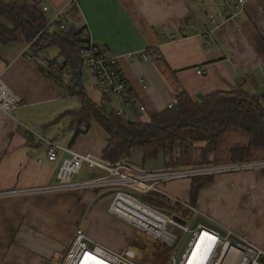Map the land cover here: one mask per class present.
Here are the masks:
<instances>
[{"label": "crops", "instance_id": "1", "mask_svg": "<svg viewBox=\"0 0 264 264\" xmlns=\"http://www.w3.org/2000/svg\"><path fill=\"white\" fill-rule=\"evenodd\" d=\"M65 1L42 0L52 14ZM74 2V24L79 21L81 27H86L84 36L116 58L119 70L148 116L166 109L172 90L184 91L198 101L199 95L241 89L255 96L264 109V14L254 2H246L241 18L224 14L215 18V24L210 15L222 11L226 0ZM24 46L21 40L0 43V78L21 100L8 111L0 109V190L56 183L58 162L47 159L46 143L31 144L22 126L39 134L36 122L42 121L35 118L39 107L52 114V102H56L57 114L66 105L58 99L66 94L47 74L52 61L40 60L44 49L33 55L28 52L27 58L22 53ZM142 54H147L148 59H143ZM143 112L136 108L138 116ZM92 126L99 135L90 138V146L84 134ZM91 127L76 137L77 142L84 139L88 146L76 151L102 158L108 134L96 121ZM129 160L153 170L167 167L163 152L156 158L144 159L142 152L134 150ZM97 172L103 174L93 171ZM175 182L169 191L177 193L182 188L181 197L185 191L190 192L189 180ZM208 185L199 190L195 201L197 207L207 209L208 215L202 212L203 215L213 221L216 209L222 219H217L219 224L213 221L215 226H225V230L264 248V172L217 176ZM56 192L0 199V264H51L56 251L66 250L83 213L94 210L93 198L87 190ZM175 193L170 192L176 197Z\"/></svg>", "mask_w": 264, "mask_h": 264}, {"label": "built area", "instance_id": "2", "mask_svg": "<svg viewBox=\"0 0 264 264\" xmlns=\"http://www.w3.org/2000/svg\"><path fill=\"white\" fill-rule=\"evenodd\" d=\"M75 0H66L58 8L51 20L46 22L42 30L56 25L58 29L69 31L71 25L72 8H76ZM247 1L254 2L259 11L264 14V0H226L225 8L210 15V21L215 24V18L224 14L231 17H242V12ZM46 11L47 7L43 6ZM174 36V35H173ZM33 40L25 43L23 54L29 58L28 52L32 51ZM40 51V50H39ZM38 52V51H37ZM82 68L86 67L94 79V85L102 95L114 98L118 102L113 110L119 116H127L124 108L133 109L134 112H143L145 107L137 96L130 90L128 84L118 68L116 58L106 52L100 44L86 38L79 44L78 50ZM143 59H148L147 54H142ZM82 71V70H81ZM49 78L60 86L64 94H70V86L76 78L74 73L63 64H50ZM63 73L66 80H63ZM197 73H201L198 70ZM180 91L172 90L171 97L166 105L168 109H177ZM20 98L0 78V109L8 111L20 104ZM25 129L27 137L36 144L46 143V157L49 161L58 162L56 171V183L43 187L28 189L12 188L0 190V199L21 195L37 194L42 192L73 191L92 187H104L113 191L112 200L107 211L126 222L133 228L140 230L154 239L158 244L171 249L167 264H198L205 258L203 264H264L260 258L264 256V249L260 248L241 237H235L230 231H220L206 222L196 221L204 216L199 209L188 206L190 216L188 219L173 214L167 207H161L143 197H151L160 200L167 205L179 204V199L161 189V185L167 182L200 176H214L221 173L238 172L264 168V161L249 162H221L207 165L167 166L160 169H148L135 165L127 159L115 163H109L103 158H97L90 154L77 152L71 147L59 146L51 140ZM81 132L87 131L86 126L80 127ZM59 151L62 153L60 159ZM179 149L176 155L179 157ZM40 162L41 159H38ZM91 169L103 171L102 175H95L89 180L75 181L74 177L80 173L83 165ZM175 216L184 220L181 223ZM195 224V225H194ZM235 238V243L231 240ZM210 251L205 257V250ZM182 250V251H181ZM180 253V255H179ZM179 255V256H178ZM61 262L56 264H136L131 259L114 252L104 246L93 242L80 227L76 228L69 246L62 255ZM234 256L236 257L234 259ZM232 262V263H231Z\"/></svg>", "mask_w": 264, "mask_h": 264}, {"label": "trees", "instance_id": "3", "mask_svg": "<svg viewBox=\"0 0 264 264\" xmlns=\"http://www.w3.org/2000/svg\"><path fill=\"white\" fill-rule=\"evenodd\" d=\"M43 6L42 0H0V43L21 40L25 44L33 40L31 55L47 46L59 47L62 64L76 78L70 91L76 87L80 101V106L69 112L70 128L75 130L76 138L86 132H81L82 125L88 130L96 121L108 134L107 145L102 151L104 160L109 163L122 159L130 161L134 150H139L144 159L156 158L163 152L165 166L264 161V109L255 96L241 89L214 92L198 101H193L184 91H180L177 109L166 108L149 116L146 121L130 118L133 123L128 121L129 118L117 115L113 109L111 112L107 110L103 100L110 97L101 94L100 102L90 99L82 87V65L78 54L80 42L87 38L84 36L86 27L76 29L72 24L69 31L58 29L57 32L48 33L44 29L37 35L46 24L45 13L48 10L44 11ZM72 9L71 20H74L77 10ZM56 63L54 60L50 64ZM50 64L46 68L48 76ZM236 131L245 137L246 142H236L220 153V146L228 134ZM30 143L36 145L33 141ZM178 149L179 157L176 155ZM195 149L199 151L197 159L191 154V150ZM261 171L264 172V168ZM97 173L94 175L99 176ZM210 179V176L192 179L189 189L192 201H196L199 190ZM148 201L170 208L151 197H148ZM157 246L160 250L164 247L160 244ZM45 264L50 262L46 261Z\"/></svg>", "mask_w": 264, "mask_h": 264}, {"label": "rangeland", "instance_id": "4", "mask_svg": "<svg viewBox=\"0 0 264 264\" xmlns=\"http://www.w3.org/2000/svg\"><path fill=\"white\" fill-rule=\"evenodd\" d=\"M209 11H213V10L210 9ZM45 14H46L45 15L46 22L51 20V18L54 15V13L52 14V12H48ZM75 28L76 29L81 28V24L79 23V21H76ZM46 30L48 33H52V31L57 32L58 27L56 25H52ZM59 53H60V49L57 45L47 46L44 48V51L41 53L40 60L42 59H45L46 61L55 60L58 64H62V56ZM63 80L64 81L66 80L65 73H63ZM81 83L85 93L88 95L90 99H92L95 102H100L102 100V95L99 92V90H97V88L95 87L94 79L91 77L86 67H83L82 69ZM77 92L78 89L75 87L72 90V94H66V96H62L61 98L58 99L59 100L58 102H66V105L64 106V110H61L59 113L56 114V111H58V109L56 110L54 108L59 107V105L56 102H52V114H50L51 110H44V108L39 107L41 108V110L39 112H36L35 118L42 121L40 124L36 122V124L38 125L36 129H38L37 132L39 133V135L46 137V139H49L60 146L71 147L74 150L81 151V149L86 148L88 145L91 146L93 144L91 139L97 137L99 135V132L95 126H92L91 129L87 132V134H84L85 135L84 138L88 142L87 145L84 139L83 140L79 139L80 141L77 142V138H75V130L69 128L70 125L68 119L70 117V114L67 112H72L80 106V101L77 98L78 97ZM103 101L109 112H111L112 109L117 108L118 106V102L114 98L110 97L109 100H103ZM124 111L127 114V116H131L132 119L146 121L149 118V116L145 112H143L141 115L138 116L133 109L124 108ZM57 119L59 120L53 123ZM49 122L52 123L50 125H47L46 127V124ZM236 142H239L241 144L246 142L245 137H243V135L237 131L228 134V138L226 139V141H224L221 144L219 152L224 153L228 148H230V146H232ZM191 154L194 156V158L197 159L199 151L196 149L191 150ZM59 156L61 159L62 158L61 151H59ZM184 166L186 165L181 164V167ZM94 170H98V169H94V168L91 169L87 165H85L83 167L81 174L76 175L74 177V180L75 181L89 180L93 176H95L93 173ZM257 170L261 171V169H257V168L253 169V171H257ZM249 171L252 170H244V171H238L232 173H221L214 176H210L211 179L206 185H208L209 183L211 184L215 180V177L217 176H233V174H243ZM182 179L189 180L190 181L189 184L191 185L193 178H182ZM182 179H176L167 182L165 184H162L160 187L163 191L169 194L170 192L175 193L174 190L169 191L170 184L176 183L175 181H181ZM179 189L180 190H178V192L175 193V195H177L176 196L177 198L181 197L183 193V190H181L182 188ZM86 190L91 192V198H93V202L91 206L92 208H94V210L90 211L89 213V211L87 212L86 209V212L83 213L84 216L81 217L80 219L79 226L83 228L86 235L93 242L100 244L105 248L110 249L114 252L120 253L121 255H124L125 257L134 261L136 264H167L168 255L171 252V249L169 247L164 246L163 249L160 250L159 248H157L158 243L154 239L149 237L144 232L133 228L126 222L118 219L117 217L107 212L106 209L112 200L113 191H110L104 187L85 188V189H81L80 191H86ZM52 193L56 194L57 192L50 191V192L37 193L35 194V197L44 196V194L47 195ZM190 193L191 191L189 193L185 191V196L178 198L180 201L179 204L170 205L169 210H171L173 214H178L188 219L190 216V209L188 208V206H192L197 209L199 208V205L197 207L195 200L194 201L191 200ZM143 198L144 199L146 198L148 201V197L144 196ZM199 209L201 213L203 212L206 215H208L206 213L208 212L206 208H202V209L199 208ZM212 214H214V218L211 217L210 218L213 221H215L217 224H219L220 222H218L217 219H222V216H218L219 213L216 211V209H214ZM223 227L224 228L220 227V229H222L223 231H227L225 230L227 228H225V226ZM236 235L234 234L235 237H241ZM52 246H54V243H52ZM64 250H62V252L56 251L54 253L53 257L55 258L54 260H56V263L61 262ZM56 263H51V264H56Z\"/></svg>", "mask_w": 264, "mask_h": 264}, {"label": "water", "instance_id": "5", "mask_svg": "<svg viewBox=\"0 0 264 264\" xmlns=\"http://www.w3.org/2000/svg\"><path fill=\"white\" fill-rule=\"evenodd\" d=\"M198 98H199V99H202V98H203V95H199ZM128 121H129L130 123H133V122H134L133 120H130V119H128ZM175 219H177V220L180 221L181 223H184V220H181V219L178 218L177 216H175ZM196 221L206 222V223H208V224H211L213 227L217 228L218 230L224 232V231H223L222 229H220L218 226H215L213 223H210V222L206 221V220L203 219L202 217H198ZM194 225H195V224H194ZM231 242H232V244L235 243V238H232ZM181 251H182V250H181ZM179 255H180V253H179ZM179 255H178V256H179ZM260 261H261L262 263H264V256H262V257L260 258Z\"/></svg>", "mask_w": 264, "mask_h": 264}, {"label": "bare ground", "instance_id": "6", "mask_svg": "<svg viewBox=\"0 0 264 264\" xmlns=\"http://www.w3.org/2000/svg\"><path fill=\"white\" fill-rule=\"evenodd\" d=\"M209 251H210V247H209L207 250H205V252H204L205 257L207 256V254L209 253ZM235 258H236V257L234 256V259H235ZM204 260H205V258H203V259H202V262H200V263H198V264H203V263H204ZM227 260H228V257H227V259L225 260V264H226ZM231 263H232V262H231ZM85 264H89V263H85Z\"/></svg>", "mask_w": 264, "mask_h": 264}]
</instances>
